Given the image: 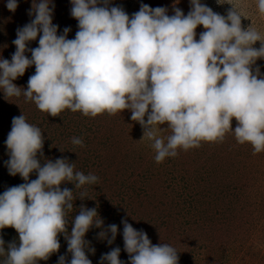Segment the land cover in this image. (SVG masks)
<instances>
[{
	"label": "clouds",
	"instance_id": "obj_1",
	"mask_svg": "<svg viewBox=\"0 0 264 264\" xmlns=\"http://www.w3.org/2000/svg\"><path fill=\"white\" fill-rule=\"evenodd\" d=\"M51 3L33 0L29 15L34 19L17 29L11 60L0 58L4 96H21L23 88L13 81L34 65L35 73L23 89L26 100L52 117L65 109L91 117L130 110L131 119L144 130L142 138L153 142L157 163L175 157L178 148L187 151L202 141H222L230 130L238 143L252 145L253 154L264 151V77L259 67L253 71L257 59L264 58V40L254 28H242L236 6L225 17L200 0H191L187 15L176 8L169 16L164 7L142 4L130 18L122 7H109V0H71L78 31L74 39H68L67 27L57 34ZM6 6L14 12L17 0H8ZM258 9L264 14V0H258ZM201 25L205 31L197 40L195 30ZM38 36L39 46L29 49L28 42ZM257 41L259 49L253 47ZM28 51L31 59L25 55ZM165 124L172 133L167 142L156 128ZM5 143L9 174H19L26 182L0 194V229L11 227L19 234V246L11 243L7 251L0 238V254L7 252L4 264L49 259L60 249V234L67 240L71 260L61 255L58 264H92L84 237L103 221L96 219L95 208L82 205L69 234L67 214L73 210L74 197L60 185L71 182L81 188L95 184L98 177L75 171L67 158L47 160L41 166L37 155H43L42 131L23 114L12 119ZM72 143L83 146L78 137ZM34 171L38 178L29 180ZM122 223L129 264H178L175 248L166 243L153 245L143 230L134 229L127 220ZM108 231L111 244L117 225H109ZM120 251L116 247L103 254L101 264H124Z\"/></svg>",
	"mask_w": 264,
	"mask_h": 264
},
{
	"label": "rangeland",
	"instance_id": "obj_2",
	"mask_svg": "<svg viewBox=\"0 0 264 264\" xmlns=\"http://www.w3.org/2000/svg\"><path fill=\"white\" fill-rule=\"evenodd\" d=\"M7 2L0 0V58L10 61L16 51L12 42L17 38V29L34 16L29 15L33 0H17L14 12L8 10ZM200 2L225 17L232 5L236 6L242 15V28H254L264 40V14L259 12L258 0ZM142 4L164 7L169 16L176 8L184 15L191 10V0H109L108 6L122 7L131 18ZM53 5L52 22L58 25L57 34H63L67 27V38L74 39L78 21L71 16V0H52L49 6ZM195 31L198 40L205 29L201 25ZM38 41L39 36L27 47H38ZM260 46V41L253 45L256 49ZM25 55L31 59L30 51ZM256 67L264 77V58L257 59L253 71ZM34 73L33 65L13 83L26 90ZM23 89L20 97H7L0 91V194L26 182L19 174L10 175L6 166L10 157L5 142L12 119L23 114L28 123L42 131L43 155H37L41 166L47 160L67 158L75 164V171L98 177L95 184L81 188L71 182L60 185L62 190L70 189L74 197L73 210L67 214L69 234L82 205L95 208L96 219L103 221L101 227L93 226L84 237L89 242L85 252L92 264H101L102 255L116 247L121 250L119 259L129 264L122 220L147 233L153 245L166 243L175 248L178 264H264V151L253 154L252 145L238 143L230 130L222 141H202L199 147L187 151L178 148L175 157L157 163L153 142L142 138L144 130L131 119L130 110L91 117L65 109L52 117L26 100ZM236 124L233 118V130ZM156 128L157 135L167 142L171 129L166 124ZM73 137L82 139L83 146L74 145ZM37 178L35 171L29 176V180ZM112 224L117 225L118 232L109 244L108 226ZM101 232L105 236L101 237ZM0 238L5 251L11 243L19 246V234L14 228L0 229ZM58 239L59 251L37 264H58L61 255L71 260L65 236L60 234ZM6 260L7 252L0 254V264Z\"/></svg>",
	"mask_w": 264,
	"mask_h": 264
}]
</instances>
